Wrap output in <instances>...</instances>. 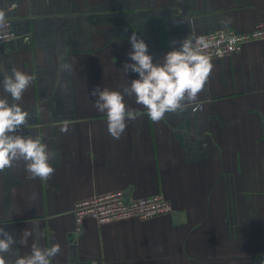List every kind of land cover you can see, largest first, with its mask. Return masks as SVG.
<instances>
[{"label":"crops","instance_id":"1","mask_svg":"<svg viewBox=\"0 0 264 264\" xmlns=\"http://www.w3.org/2000/svg\"><path fill=\"white\" fill-rule=\"evenodd\" d=\"M0 12L16 33L0 44V99L13 103L5 72L31 75L16 101L29 113L19 134L55 153L48 179L23 161L0 171V226L17 241L6 264L33 243L60 246L51 264H264V39L210 59L197 99L159 122L125 95L136 119L118 140L91 96L138 78L123 70L132 33L159 61L174 40L253 30L264 0H0ZM127 189L163 195L177 219L87 218L75 236L78 201Z\"/></svg>","mask_w":264,"mask_h":264},{"label":"clouds","instance_id":"2","mask_svg":"<svg viewBox=\"0 0 264 264\" xmlns=\"http://www.w3.org/2000/svg\"><path fill=\"white\" fill-rule=\"evenodd\" d=\"M3 20L4 14L0 12V24ZM128 39L130 62H125L123 70L138 74V78L122 91L96 87L91 92V96L95 97V108L106 113L108 133L117 140L125 132L126 122L136 119L125 104V95L134 96L135 102L147 110L148 117L153 122H159L166 113L183 111L186 103L194 102L204 90L213 68L210 58L203 52L207 44L202 40H194L190 36L179 42L174 40L171 50L156 61L144 39L136 33H132ZM177 44L179 47H176ZM62 67L67 70L70 65L64 63ZM32 80L31 75L16 68L11 70V74L5 72L3 75V90L11 95L13 103L0 99V171L12 168L16 161H23L31 176L43 180L55 172L50 163L55 153L49 151L39 139L19 134L22 128L28 126L29 113L23 111L16 101L21 100ZM60 131L67 133V125ZM31 235L29 231L24 232L25 238ZM16 243L13 236L0 226V264H6L5 255L13 251ZM59 252L58 244L41 248L33 243L31 253L17 256L14 264H51L50 258Z\"/></svg>","mask_w":264,"mask_h":264},{"label":"built area","instance_id":"3","mask_svg":"<svg viewBox=\"0 0 264 264\" xmlns=\"http://www.w3.org/2000/svg\"><path fill=\"white\" fill-rule=\"evenodd\" d=\"M15 37L16 33L12 28L11 20L4 18L0 24V44ZM260 39H264V22L258 24L251 31L238 32L228 28L196 36L194 40H202L207 44V48L203 49V52L212 59L235 54L241 51L246 44ZM173 211V205L163 195L130 197L129 201L125 202L123 190L95 195L78 201L75 206L76 220L79 224L78 232L83 221L87 218L104 223L128 218L150 219L171 214Z\"/></svg>","mask_w":264,"mask_h":264},{"label":"water","instance_id":"4","mask_svg":"<svg viewBox=\"0 0 264 264\" xmlns=\"http://www.w3.org/2000/svg\"><path fill=\"white\" fill-rule=\"evenodd\" d=\"M130 194H131V189H127L124 191V195H125V202L129 201L130 198ZM173 214L175 215V219H177V213L176 211H173ZM79 234L78 231L75 232V236H77Z\"/></svg>","mask_w":264,"mask_h":264}]
</instances>
